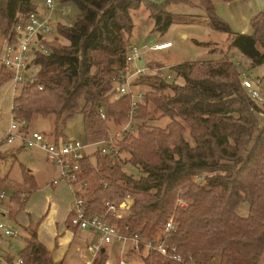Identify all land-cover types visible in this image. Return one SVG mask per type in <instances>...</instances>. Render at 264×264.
Segmentation results:
<instances>
[{"label":"trees","instance_id":"trees-1","mask_svg":"<svg viewBox=\"0 0 264 264\" xmlns=\"http://www.w3.org/2000/svg\"><path fill=\"white\" fill-rule=\"evenodd\" d=\"M41 1L0 0V29L7 42H16L17 23L37 10ZM60 1L78 10L74 23L56 24L59 38L66 43L58 37L45 41L51 52L35 54L31 66L36 67V79L14 96L12 112L28 126L36 116H53L55 131L62 130L63 135L66 122L81 114L84 140L99 142L110 135L109 122L120 126L128 116L130 99L117 95L115 83L123 76L129 48L134 45L130 41L135 28L132 11L144 5L153 19V30L163 34L187 22L186 16L169 11L168 5L192 0H168L161 5L152 0ZM200 1L212 29L228 34L229 48L217 59L173 66L184 78L183 85L153 79L156 82H150L152 89L146 91L140 106L137 134L121 139L117 153L97 150L83 159V176L94 175L99 181L88 195V213H103L107 198L130 197L132 204L125 217L112 221L123 234L146 238L163 233L173 218L175 227L167 243L177 248L183 262L141 246L144 264H262L264 115L260 113L264 114V106L242 85L236 57L241 54L251 68L264 64V11L253 17L251 33H235L217 14L212 0ZM195 43L209 48L210 54L217 51L211 42ZM1 66L11 80V71ZM167 90L172 93L166 94ZM158 112L169 119L164 127L149 124ZM188 128L193 143L185 137ZM64 138L56 135L53 140ZM122 152L128 157L122 159ZM124 163L138 168L140 176L124 171ZM23 176L27 182L32 179L25 168ZM7 182L8 176H0V193ZM11 199L19 211L29 197L17 192ZM179 199L184 205L178 204ZM242 203L249 204L248 216L238 213ZM17 211L12 210V219ZM69 219L68 227L78 229ZM29 232L19 252L23 264H61L38 240L37 232ZM106 261V251L100 250L93 264Z\"/></svg>","mask_w":264,"mask_h":264},{"label":"built area","instance_id":"built-area-1","mask_svg":"<svg viewBox=\"0 0 264 264\" xmlns=\"http://www.w3.org/2000/svg\"><path fill=\"white\" fill-rule=\"evenodd\" d=\"M42 2L43 7L48 11V15L41 16L38 7L37 10L28 15L27 19L17 23L15 28L18 35L17 40L14 43H7L5 54L1 57L0 64L6 66L12 73L11 80L15 83V95L19 86L23 87L31 84L36 79L34 72H29L31 71V61L35 54L37 52L46 54L51 52L45 41L51 39V36L54 35L57 23L53 22V18L57 15V22H59L67 14L66 9H59L56 6L55 0H43ZM172 46L173 43L168 41L167 43H156L148 47V49H142L138 45H132L129 48L124 74L115 83L117 95L127 96L130 99L129 112L122 129L115 134L111 132L112 134L110 133L107 139L89 143L82 139L67 137L56 142L50 140L46 134L30 129L26 120L15 117L11 124L10 132L6 136V140L12 143L16 138L13 131H17V137L21 140V147L25 149L38 148L46 153L47 159L57 168L58 172L52 184L65 182L70 186L74 195V204L69 219L71 226L78 229H88L100 235V243L90 247L94 254H98L106 245L113 246L115 242L122 241L125 243L131 239L134 244L129 247L128 251L139 253L140 247L144 246L146 250H155L162 255H168L177 262H183V257L177 253V248L167 243L168 234L175 227L173 219L166 223L163 233L154 238H146L139 234L125 235L118 224L112 221L113 219L125 217L132 204L130 197L122 200L107 198L104 200L105 211L103 213L89 214L88 195L94 185L91 186L88 183V178L83 176L84 169L82 164L83 159L93 152H90L89 148L98 146L94 151L99 150L102 154L117 153L118 142L127 135L135 134L139 122L140 106L145 102L146 93V91L141 89L142 84L139 80L141 78H153L158 81H167V79L171 78L170 74L162 72L165 69L164 65L151 67L145 61V53L149 50L164 51ZM139 61H143V64L138 65ZM151 71L153 75L149 74ZM242 85L261 106H264V98L250 79L245 76L242 77ZM260 114L264 115L263 113ZM100 115L103 119L106 118L104 110L100 111ZM103 187H106V184ZM6 199L7 194L3 190L0 193V264H23L20 256L17 259L9 256V253L3 247L7 246L9 249H13L14 245L11 243L6 244V239L21 235V230L13 225V219L11 218L13 201L10 198V202L5 206ZM123 248L122 246L121 252H123ZM119 264H127V261L120 259ZM191 264L197 263L192 261Z\"/></svg>","mask_w":264,"mask_h":264},{"label":"rangeland","instance_id":"rangeland-1","mask_svg":"<svg viewBox=\"0 0 264 264\" xmlns=\"http://www.w3.org/2000/svg\"><path fill=\"white\" fill-rule=\"evenodd\" d=\"M55 1L56 6L59 9L64 8L67 10V14L64 15L60 21L67 24L74 23L75 17L78 14L76 6L72 3L62 4L60 0ZM39 10L41 16L48 15V11L45 10V8L43 7L42 1L39 4ZM168 10L176 14L192 13V15H204V12H194L190 5L182 3H171L170 5H168ZM132 15L134 19L135 28L130 38L131 44H137L138 46H141L144 49H148V47L153 45L156 41H159L156 43H167V41H164V38L169 39L174 44V47L172 49L164 52L149 50L145 53V61L147 63L152 62L165 66V69L162 72L164 74L171 75V78L167 79L168 82H175L177 83V85H183L185 83L184 78L178 76L174 71H172L171 67L184 62L217 59L218 57L222 56L221 51H226L229 48L230 41L228 38V34L214 29L211 30L206 25H176L162 34L153 30V19L150 17L149 11L144 5H142L139 9L133 10ZM53 20V22L57 23V15L55 16V18H53ZM56 37H58V40L61 43H66L65 39L61 37L59 38V35L55 29L54 35L51 36V39ZM193 38H197L200 41L206 40L214 42L212 43L211 48L213 50L217 49V51L215 52V54H210L208 51L209 48L198 46L193 41ZM6 46L7 40L0 29V61L1 57L5 54ZM236 62L239 69L243 73L242 77L245 76L250 79L253 82L255 88L261 93L262 97L264 98V64L251 68L249 61L241 54H237ZM152 63H150V65ZM151 67H154V65H151ZM35 70L36 67L32 66L31 71L29 72L32 73ZM149 74L153 75V72L151 71ZM150 82L154 83L156 81L153 80V78L144 79L141 85V89L144 91L151 90L152 88ZM20 90L21 86H19V89L16 94H19ZM14 91L15 83L12 80L8 81L7 72L5 69H3L0 64V149L3 155L2 158H0V176L4 177L8 175L11 179L10 181H13L12 186H7L6 190H4L7 194V199L4 203L5 206L10 202L11 195L17 190H19L20 186L25 188L18 191L22 194V196H25V193L23 191H29L28 186L23 185L22 182L21 164H25L27 168H29L30 166L36 168L38 170V175L40 176L39 178L41 180L47 178L49 173L51 172L50 170L54 169L53 164L47 159V155L44 151L38 148L23 150L16 149V147H18V145L21 143V140L17 137V131H13V134L16 135V138L12 143H9L6 140V136L10 132L11 124L13 123L14 119V115L12 112L13 99L15 96ZM171 93V90L166 91V94ZM154 117L155 119L149 122V124L153 126L164 127L169 122V119L165 116H162L161 112L156 113ZM109 125L111 128V132L114 134L120 131L123 127V125L117 126L112 122H109ZM30 126L33 129L45 133L49 139L56 138V135H60L62 137H64L65 135L66 137L77 138L82 140L85 139L83 117L81 114L75 115L66 122L65 126L63 127L64 135L62 134V130H60L59 132L55 131L53 116H36ZM135 134H137V131L135 132ZM185 137L193 143L192 139H190L189 128L185 133ZM97 148L98 146L91 147L89 148V151L92 152ZM121 155L122 159L128 157V154L125 152H122ZM122 166L124 171H126L127 173L132 174L135 177L140 176L139 169L133 166L132 164L124 163L122 164ZM88 183L91 186H95L96 183H99V181L97 180V178L95 180L94 175H92L88 178ZM92 188L91 192L93 191ZM178 204L184 205V201H182V199H179ZM12 207L13 211L17 209L16 204L14 202ZM249 209L250 208L248 203H242L238 208V213L242 216H248ZM13 225H15L14 222ZM17 244L20 245L19 243ZM133 244L134 242L131 239L127 240L125 243L122 241L115 242L112 247L113 252L110 255V264H119L120 259H124L125 261H127V264L128 262H130V264H144L142 254H144L145 251L142 252V254L138 252L128 251L129 247H131ZM107 246L109 245H106V247ZM122 246L124 247L123 252H121ZM3 247L5 248V246ZM13 249V256L17 259L20 250L17 249V251H15V247ZM83 254H86V257H84ZM96 257L97 254L95 258ZM87 258H89V253L84 247L82 253H80L77 252L75 246H73L69 252L67 262H69V264H87ZM262 264H264V260Z\"/></svg>","mask_w":264,"mask_h":264},{"label":"crops","instance_id":"crops-1","mask_svg":"<svg viewBox=\"0 0 264 264\" xmlns=\"http://www.w3.org/2000/svg\"><path fill=\"white\" fill-rule=\"evenodd\" d=\"M212 2L215 6L217 14L231 26L235 33H251V21L253 17L264 11V0H212ZM182 4L190 5L194 12H204V15H192V13L183 14L186 16L187 22L178 23L173 26L202 24L212 30V27L206 17L204 6L200 0H192L190 3ZM164 39V41H170L169 39ZM193 41L214 43L206 40L200 41L197 38H193ZM156 42L154 44H156ZM173 47L174 44L171 48L164 51L170 50ZM30 129L33 128L30 126ZM16 149L23 150L25 148L21 147L19 144ZM30 167L27 168L25 164H21L22 182L23 185L28 186L29 188V191L25 190L23 192L25 193V196L28 195L29 199L24 209L19 211H17L18 209H15L17 212L15 218L13 219L14 224L22 231V234L18 237L7 238L6 244L11 243L16 248L15 251H17V249L21 251L27 244V240L30 237L29 231L31 229L37 232L38 240L51 252L52 257L56 262L69 264V262H67V258L70 250L73 246H75L76 251L80 253H82L84 247L89 253L87 264H93L96 254L94 256L90 247L100 243V235L97 232H93L88 229H74L68 227L67 222L74 204V195L70 186L65 182L52 184L53 180L58 175L57 168L54 165V169L50 170L51 172L47 178H44V180L39 178L40 176L38 175V170L36 168L32 166ZM23 168H25L32 176V179L28 180V182L24 179ZM10 180L11 179L8 176V182L5 186V190L7 186H12L13 181ZM30 184H33L34 188H31ZM21 189L25 188L20 186L19 190ZM112 247L113 246L103 247L107 254L106 264H110V255L113 252ZM5 249L7 253H9V256L14 257V249H9L7 246ZM83 256L86 257V254H83ZM91 257L93 258L91 259Z\"/></svg>","mask_w":264,"mask_h":264},{"label":"water","instance_id":"water-1","mask_svg":"<svg viewBox=\"0 0 264 264\" xmlns=\"http://www.w3.org/2000/svg\"><path fill=\"white\" fill-rule=\"evenodd\" d=\"M154 3H157V4H165L168 0H160V1H156V0H152ZM143 64V61H139L138 62V65H142ZM102 250V252H105V249L104 248H102L101 249ZM92 256V255H91ZM93 257H91V259H92Z\"/></svg>","mask_w":264,"mask_h":264}]
</instances>
